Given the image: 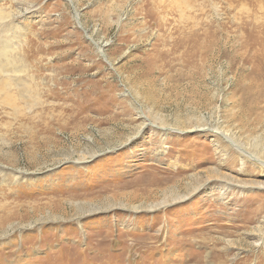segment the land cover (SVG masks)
Listing matches in <instances>:
<instances>
[{"label": "rangeland", "instance_id": "rangeland-1", "mask_svg": "<svg viewBox=\"0 0 264 264\" xmlns=\"http://www.w3.org/2000/svg\"><path fill=\"white\" fill-rule=\"evenodd\" d=\"M0 9L41 93L0 109V264H264V0Z\"/></svg>", "mask_w": 264, "mask_h": 264}, {"label": "bare ground", "instance_id": "bare-ground-1", "mask_svg": "<svg viewBox=\"0 0 264 264\" xmlns=\"http://www.w3.org/2000/svg\"><path fill=\"white\" fill-rule=\"evenodd\" d=\"M15 16H16L15 11L6 12L4 9H0V25L3 24L2 27H4V23H6L7 21L9 23H12L13 22L12 20L15 19ZM14 42L11 39L8 40L0 39V109L5 111L7 118H9L10 120L17 121L19 120L18 117H20L19 114H21V112L18 111V107L21 105V103H25V105L30 107L29 109H31L33 106H40L41 93H40V88L38 87L39 85L37 86L36 84L35 77H33L29 72L30 68L28 67L30 65L28 64L29 61L28 58L26 60L25 59L26 55L24 54V56H22L23 54H21V51L19 54L20 47L18 48V45H15ZM163 130L166 131L167 129L163 128ZM238 148L239 147H235L234 149H237L238 153L246 154L244 150ZM190 171L191 169L188 168L187 170L182 171L181 174L185 176ZM14 179L15 180L19 179V175L17 173H14ZM195 179H193L194 181L193 184H189L187 186V189L185 191V196L179 197L178 198L179 200H181L184 197L189 198L193 194L197 193L201 188L205 187V186H198V182H195ZM162 183L163 181L157 183L154 180V184L157 192L159 191L158 185ZM175 184H177L176 181L174 182V185ZM178 185H179L178 187H180V184ZM173 195L176 196L175 193Z\"/></svg>", "mask_w": 264, "mask_h": 264}]
</instances>
